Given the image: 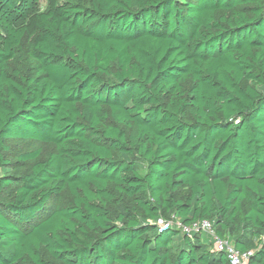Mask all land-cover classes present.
Wrapping results in <instances>:
<instances>
[{"label": "trees", "instance_id": "trees-1", "mask_svg": "<svg viewBox=\"0 0 264 264\" xmlns=\"http://www.w3.org/2000/svg\"><path fill=\"white\" fill-rule=\"evenodd\" d=\"M0 0V264H264V0ZM182 233V236H178Z\"/></svg>", "mask_w": 264, "mask_h": 264}, {"label": "built area", "instance_id": "built-area-1", "mask_svg": "<svg viewBox=\"0 0 264 264\" xmlns=\"http://www.w3.org/2000/svg\"><path fill=\"white\" fill-rule=\"evenodd\" d=\"M158 226L162 229L175 227L177 230L181 231L184 234L192 233H204L209 237L213 238V251L224 252L229 264H248L249 253H239L233 246L232 242L229 239H220L216 237L211 224L208 221H201L192 223L191 225H182L178 221L171 219L170 221H158Z\"/></svg>", "mask_w": 264, "mask_h": 264}, {"label": "rangeland", "instance_id": "rangeland-1", "mask_svg": "<svg viewBox=\"0 0 264 264\" xmlns=\"http://www.w3.org/2000/svg\"><path fill=\"white\" fill-rule=\"evenodd\" d=\"M38 8H39V11H44L46 8H47V0H39V3H38ZM181 232V231H180ZM178 236H182V233H179ZM203 238H206V234H203ZM210 241L214 242L213 238H209Z\"/></svg>", "mask_w": 264, "mask_h": 264}]
</instances>
